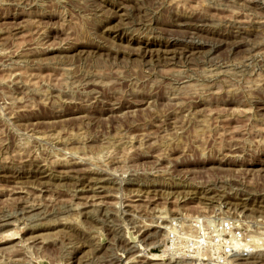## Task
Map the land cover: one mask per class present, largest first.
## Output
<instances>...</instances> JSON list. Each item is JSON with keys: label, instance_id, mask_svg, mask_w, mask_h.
Segmentation results:
<instances>
[{"label": "rangeland", "instance_id": "rangeland-1", "mask_svg": "<svg viewBox=\"0 0 264 264\" xmlns=\"http://www.w3.org/2000/svg\"><path fill=\"white\" fill-rule=\"evenodd\" d=\"M0 264H264V0H0Z\"/></svg>", "mask_w": 264, "mask_h": 264}, {"label": "bare ground", "instance_id": "bare-ground-1", "mask_svg": "<svg viewBox=\"0 0 264 264\" xmlns=\"http://www.w3.org/2000/svg\"><path fill=\"white\" fill-rule=\"evenodd\" d=\"M255 243V242H254ZM154 261H157V259H153Z\"/></svg>", "mask_w": 264, "mask_h": 264}]
</instances>
